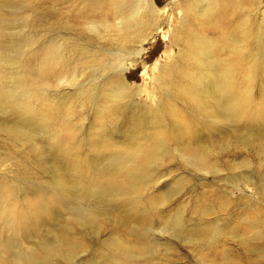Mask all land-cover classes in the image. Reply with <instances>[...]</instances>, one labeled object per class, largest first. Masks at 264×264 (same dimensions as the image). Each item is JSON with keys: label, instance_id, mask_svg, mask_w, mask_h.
I'll use <instances>...</instances> for the list:
<instances>
[{"label": "bare ground", "instance_id": "6f19581e", "mask_svg": "<svg viewBox=\"0 0 264 264\" xmlns=\"http://www.w3.org/2000/svg\"><path fill=\"white\" fill-rule=\"evenodd\" d=\"M42 1L0 0V135L11 136L14 143L28 145L33 152L40 153L39 143L48 138L47 129L54 124L52 112L42 116L43 111L34 108L35 101L46 105L48 96L46 90L40 94L28 87L26 72L29 71L46 81L59 75V86H67L66 93L63 90L64 93L54 95L56 100H62L60 109L75 113L72 110L74 102L84 108L85 114L86 108L96 103L99 128L121 123L123 119L119 118L132 106L140 108L142 113L136 124L146 116L148 128L167 135V126L171 123L177 127L174 137L179 151L191 153L187 160L202 165L203 169L210 149L188 132L175 114V107L165 103L176 100L164 98L170 86L188 97L199 120L214 135L217 134L213 129L224 120L240 126L264 121V0H175L163 6L158 0H90L99 6L97 13L104 23H90L76 32L86 44L54 39L48 43L43 40L34 48V37L27 35L21 41L9 38L13 33L8 31L10 28L41 26L42 20L34 14ZM166 6L168 9L162 12ZM236 16H242L241 21H235ZM169 18L173 25L166 27L162 34L169 36V50L177 49V52L169 61L168 57L167 61L159 63V75L154 76V86L147 97L151 99L137 102L135 98L142 96L144 87L130 84L125 79L126 72L146 53V44L155 41L156 34L162 31V25L166 26ZM75 25L71 24L70 28L74 30ZM100 45L106 47L103 51L110 58L101 55L97 49ZM221 48L227 49L226 56L220 55ZM37 61L32 68L30 64ZM124 62L130 64L124 65ZM80 64L86 69L78 67ZM71 69L72 76L66 75ZM82 76L87 80L81 81ZM240 76L244 77L243 83L238 82ZM257 92L262 97H257ZM61 119L65 123L63 113L58 111L56 121ZM61 133L63 135L55 136L62 140L55 141L56 156L60 152L69 156L70 152L64 151L62 146L67 145V139L72 136ZM212 137L204 134L205 140ZM191 142L201 145L199 152L191 151ZM166 152L163 142L156 152L142 148L127 154L114 153L108 158L109 164L100 155L86 156L83 162L88 160L90 167L78 169L81 174L74 171L70 157H66L65 164L56 165L55 173L50 174L53 182L47 181L45 197L29 186L24 193L34 192L31 195L36 198L35 202L23 203L18 213L10 196L12 189L6 188V182L2 183L0 196L5 195V200L0 199V218H6L4 225H0V238L2 231L9 228L12 236L7 240L1 238L0 247L5 255L0 262H7L10 253L12 264H70L92 244L91 251L98 254L96 257L106 255L104 259L109 264L119 263L124 258H149L161 245L160 241L149 237L150 227L162 215L155 212L157 208L145 209L149 202L146 192L157 181L153 164L162 160L160 154L166 157ZM94 158L105 165H113L98 168L92 162ZM121 164L117 170L116 166ZM18 165L23 167V174L34 170L28 163L31 169L27 171L22 160ZM91 168L93 171L89 175ZM7 208L12 210L7 211ZM59 208L68 214L63 218L69 221L63 225H59L60 220L50 223L63 216ZM261 214L264 224V211ZM164 223L174 233L188 231L202 237L203 241L206 239L205 229L189 228L182 216L177 220L165 218ZM117 225L123 231L121 226L129 225L130 232L141 238L135 244L142 247L143 255L133 251L134 245L129 242L120 245L119 237L111 238L112 241L99 239L104 244L97 245L98 234ZM34 226L40 229L34 231ZM263 234L264 225L259 236ZM215 238L211 236L212 241ZM23 241L31 244L27 246L21 243ZM94 264L99 262L95 260Z\"/></svg>", "mask_w": 264, "mask_h": 264}, {"label": "rangeland", "instance_id": "374dc122", "mask_svg": "<svg viewBox=\"0 0 264 264\" xmlns=\"http://www.w3.org/2000/svg\"><path fill=\"white\" fill-rule=\"evenodd\" d=\"M172 1L175 0H158V4L160 6L171 5ZM98 7L90 0H43L38 4L34 14L42 20L41 26L10 28L11 30L8 31L13 33L11 35L9 33V38L16 37L21 41L26 39L27 35L34 37V48L39 46L43 40L48 43L54 39L58 42L86 44L76 32L81 28H86L90 23H104L97 13ZM168 7H164L162 12H165ZM241 17L236 16L235 21H241ZM168 20L170 22L171 18ZM169 22L166 26L162 25V31L156 34L155 41L153 39L146 44V53L135 62V66L126 72L125 79L130 84L144 87L142 96L135 98L137 102L151 99H147V97L152 92L154 76L159 75V63L167 61L168 57L169 61L172 59V55L177 52V49L172 52L169 50L171 48L168 44L169 36L162 34L166 27H172L173 21ZM71 24H76L74 30L70 28ZM90 42L95 43V41ZM47 43L46 45H49ZM104 48H106L104 45H100L97 49L102 52V56L110 58L104 53ZM112 48L114 49V47ZM226 54L227 49L221 48L220 55L226 56ZM37 64L38 61L30 65L34 68ZM123 64L129 65L130 63L124 62ZM78 67L86 69L82 64ZM73 69L66 71V75L72 76ZM57 78L59 75L46 81L39 79L35 72H26L28 87L31 90H38L40 94L46 90L48 96L46 105H43V102L35 101L34 108L42 110V116L49 115L51 112L55 116L54 124L49 125L47 129L48 138L39 143L41 152H33L28 145L14 143L11 136L0 135V185L6 182V188L12 189L10 196L17 213L22 211L23 203L30 205L32 200L35 202L36 198L31 195L35 193L25 194V190L31 186L43 194L49 185L47 181L53 182L50 174L52 171L55 173L56 165L63 166L65 164L66 157H70L74 171L81 174L78 169L83 170V168L90 167L88 160L85 164L83 162L86 156L97 157L100 155L109 164L111 160L108 158L114 153L127 154L142 148L146 151L156 152L165 142L166 157L160 154L162 160H157L153 164L152 168L157 181L147 190L146 196L149 197V202L145 205V209L157 208L155 212L162 215L161 218H156L149 233V237L160 241L161 245L157 252L149 258L135 257L133 260L124 258L119 263L111 264H264V234L259 236L262 234L264 225L261 214L264 211V121L240 126L224 120L213 129L217 134L214 135L206 130L204 122L199 120L200 116L190 105L188 97L170 86V91L164 93V98H175L176 100L173 103L167 101L165 103L175 107V114L187 127L188 132L193 134L198 142H202L201 145L208 146L210 149L211 154L205 160V169H203L202 165L187 160V157L192 155L191 153L183 154L179 151L177 138L174 137L177 127L168 123V134L162 135L160 130L148 128L149 119L146 116L141 117L136 124L138 116L142 114L138 107H129L125 111L126 114L119 118L123 119L121 123L114 126L108 125L104 128H99L100 117L97 114L99 108L96 103L87 107L85 114L84 108L74 102H72V110L75 113L60 109L62 100H56L54 95L64 93L67 86L63 88L59 86ZM238 78L240 79L238 82L243 83L244 77ZM86 80L87 77L82 76L81 81ZM63 90L64 92H62ZM258 96L262 97L257 92ZM58 111L63 113L65 123L62 119L56 121ZM168 114L167 112L165 117ZM61 131L72 136L69 140L67 139V145L62 146L64 151L70 152L69 156L63 155L61 152L59 156H56L55 141L61 142L62 140L56 139L55 136L63 135ZM205 133L211 134L213 137L210 140H205ZM190 145L193 147L191 151H200L199 143L191 142ZM93 149L96 150L93 151ZM24 154L28 158L25 159ZM19 160H22L25 168L28 167L27 171L31 169L28 163L34 170L23 174V167L18 165ZM90 160L92 161V159ZM92 162L98 168H109L110 165H113L112 163L105 165L97 158H94ZM121 167L122 164L116 166V169ZM20 170L22 171L20 172ZM92 171L91 168L89 175ZM12 179H14L13 185H11ZM43 195L45 197L46 194ZM167 196L169 199L166 198ZM4 197L5 195H2L0 199L4 201ZM55 205L58 206V204ZM10 210L12 209L7 208V211ZM59 210L63 216L57 217L50 223L60 220L59 225H63L69 221L63 218L68 214L62 208ZM179 216L183 217L189 228L205 229L206 239L203 241L202 237L195 236L188 231L174 233L164 223L165 218L177 220ZM4 218L6 217L1 216L0 225H4ZM119 228L120 225L114 226V228L108 227L102 235L98 234L95 239L97 245L104 244L99 239L107 238L108 241H112L111 238L119 237L117 242L120 245L124 241L129 242L134 245L133 251L143 255L142 247L135 244V241H140L141 238L130 232L129 225L121 226L124 231ZM37 229L40 228L34 226L32 230ZM213 235L216 237L214 241L211 240ZM9 236H12L11 229H4L1 238L7 240ZM1 238L0 243L2 242ZM21 243L27 246L31 244L25 241ZM93 247V244L91 247H87L88 250L80 253L70 264H94L95 260L99 264H109L104 259L107 257L106 255H101V258L96 257L98 254L91 251ZM4 255L5 252L0 247V259ZM6 259L7 262L4 260L3 264H12L10 253ZM0 263L2 264V262Z\"/></svg>", "mask_w": 264, "mask_h": 264}]
</instances>
